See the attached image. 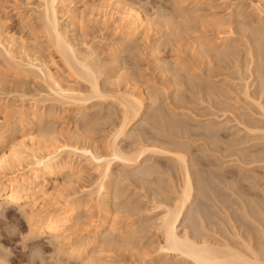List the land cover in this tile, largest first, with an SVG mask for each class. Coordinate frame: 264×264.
<instances>
[{"label": "bare ground", "instance_id": "obj_1", "mask_svg": "<svg viewBox=\"0 0 264 264\" xmlns=\"http://www.w3.org/2000/svg\"><path fill=\"white\" fill-rule=\"evenodd\" d=\"M18 1L32 12V17L27 14L21 20L30 27L31 36L27 40L25 35L17 37L9 31L7 19L1 16L4 6L0 0V73H10L12 80L28 79L33 73L42 80L46 94H29L23 85L15 87L22 103L27 96L30 103L24 99L20 110L13 108L16 113H11H18L13 124L6 121L12 116L8 115L11 110L7 112L13 107H9V98L4 103L1 100L5 98H0V111L7 116L0 122V204H11L4 213L11 227L17 225L20 208L33 232L58 241L57 253L66 263L105 264L106 252L139 249L144 254L139 255L138 264H264V0H221L218 5L223 7L214 0H172L173 8L159 9L155 19L154 13L144 12L136 0ZM94 12L117 15L112 23L121 21L123 26L108 46L107 62L100 58L97 46L84 42L88 34L83 22ZM113 28L118 32L119 27ZM140 41L147 42L146 49ZM146 50L152 72L162 76V89L151 86L141 71L138 58ZM166 52L170 54L165 56ZM129 64L135 70L131 71ZM4 82L1 78L0 84ZM122 82L125 89L120 87ZM45 101L51 104L38 106ZM189 101L204 103V109L213 113L222 111L220 115L224 113L228 122H234L230 123L232 128L237 126L244 136L234 138L237 134L233 131L231 137L227 134L231 129L224 128L227 125L197 121L201 112L193 114L196 109ZM106 105L110 112L103 114ZM59 110L79 115L74 133H68L69 126L65 133L66 127L58 131L54 125ZM105 118L113 121L101 140L94 137L93 130ZM19 129L21 140L15 137ZM222 129L234 138L230 140L234 146H245L231 145L234 154L240 152L237 157L238 153L231 154L239 161L232 170H222L224 163L219 162L221 170L211 166L209 172V161H214L215 169L221 164L215 166L216 158L210 160L215 155L209 158L204 152L223 142L219 141ZM198 138L206 141L198 144L202 145L197 150ZM253 139L263 142L250 144ZM203 144L206 149H202ZM200 150L203 154L196 152ZM82 159L93 164L99 175L96 196L86 199L75 189L61 195L57 192L62 187L60 179L67 184L74 181ZM50 182L57 185L60 194L57 197L56 193L53 201L49 198ZM128 182L134 185L133 192L145 190L143 197L152 203V209L144 211L140 201L130 203ZM234 194L237 197L233 198ZM91 204L105 216L91 223L90 235L80 233L75 239L83 224L79 212H89ZM214 206L220 208L216 213ZM235 206L242 210L237 214L240 218L233 215L239 211H230ZM217 212L222 220L235 216L238 222L241 218L245 221L240 227L233 218L237 225L230 221L227 228L234 226L235 233L224 237L232 232L228 228L222 238L219 234L226 228L224 222L221 225L225 228L216 233L219 227L211 230L217 225L212 218V214L219 216ZM121 213H126V218L118 217ZM249 219L257 223L259 231L250 227L253 223ZM210 221L215 225L210 226ZM39 244H32L21 258L29 262L32 250L41 249ZM150 254L155 256L146 260Z\"/></svg>", "mask_w": 264, "mask_h": 264}, {"label": "rangeland", "instance_id": "obj_2", "mask_svg": "<svg viewBox=\"0 0 264 264\" xmlns=\"http://www.w3.org/2000/svg\"><path fill=\"white\" fill-rule=\"evenodd\" d=\"M3 3V6L4 7H2L3 8V10L1 11V16H2V18L5 16V18L7 19V20H5V22H7L8 21V24H7V27H8V29H9V31L12 33V34H14L15 32V34H18L17 35V37H19V36H23V35H25V39H27V40H29L30 39V27L28 26V28L27 27H25V26H27L25 23H23L22 24V17H24V16H26L27 14L28 15H32L31 13L32 12H30V9L28 8V7H21V3L18 1V0H16V1H18V2H16L15 3V0H1ZM135 1V0H134ZM209 1H212V0H209ZM214 1H218V2H216L217 3V6L218 7H223L224 5H218V3L221 1V0H214ZM171 2V3H170ZM169 3V4H168ZM20 4V5H19ZM135 4H137V6H139V8H141V9H143L144 10V12H146L147 14H150V16L152 15V18H154V17H156V14L158 13V11H159V9H162V8H168V9H171V8H173V5H172V0H136L135 1ZM166 4V5H165ZM83 4L80 2V3H78V6L79 7H81ZM160 6V7H159ZM170 6V7H169ZM31 7H33V5H31ZM82 8V7H81ZM156 9H158V10H156ZM2 13H3V15H2ZM6 14V15H5ZM96 15V16H95ZM109 16L111 17V19H110V17H108V14H104L103 15V13L102 12H94L93 13V15H92V17L90 18L89 17V19H88V17H87V19L83 22V26H84V28H85V32L88 34H86L87 36H86V41H84L85 43H86V45H88L87 43H89V45H95V46H97V51L101 54L100 55V58H102V60H104V62H107L108 61V59H109V55H108V46L110 47V46H112L111 44L112 43H114L115 42V40L117 39V37H119V35H120V33H121V31H123L122 29H123V26H122V24H121V21L119 22H116V24L115 23H112V22H114V20H117V15H115V16H111L110 14H109ZM32 17V16H31ZM109 19H108V18ZM5 18H3V19H5ZM106 19V20H105ZM109 21H108V20ZM155 19V18H154ZM90 20H92V21H90ZM98 20V21H97ZM104 20V21H103ZM111 20H113V21H111ZM106 21V22H105ZM108 22V23H107ZM106 25H105V24ZM112 23V25H110ZM119 23H120V26L122 27H120L119 26ZM115 24V25H114ZM112 26V27H111ZM25 27V28H24ZM106 27V28H105ZM113 27H119L118 29H116L118 32H116V31H114V29L115 28H113ZM24 28V29H23ZM87 28V29H86ZM23 29V30H22ZM110 29H112V30H110ZM87 30V31H86ZM115 32V33H114ZM23 33V34H22ZM25 33V34H24ZM117 33V34H116ZM116 34V35H115ZM152 34H154V33H152ZM149 35L150 36V39L151 40H153V38H154V35ZM29 36V37H28ZM115 36V37H114ZM28 37V38H27ZM88 39V40H87ZM93 44H92V43ZM95 42V43H94ZM141 42V45H142V48H145L146 49V45H147V42H143V41H140ZM85 43L83 44L84 45V47H85ZM99 43H102V44H100L99 45ZM144 43H146V44H144ZM81 45H82V43H81ZM83 45H82V47H83ZM140 45V46H141ZM100 49V50H99ZM107 50V51H106ZM103 51V52H102ZM144 54V55H143ZM142 54V56L141 57H139L138 58V61H140V63H139V66H140V68H141V71H143L144 73H143V75L144 74H147V75H145L146 77V79L147 78H149L148 79V83L149 84H151V86L153 85V86H157L158 88H160V89H162V87H164V85L162 86V84H164L163 82V79H162V76L158 73H153L152 71H153V68H152V65L150 64L151 62H150V59L151 58H148V57H150L149 55H147L148 53H147V50L146 51H144V53ZM165 54V56H167V55H169L170 53H164ZM163 54V55H164ZM57 54L55 53V55L53 54V56L54 57H58V56H56ZM144 57V58H143ZM105 59H106V61H105ZM143 59V60H142ZM57 60V59H56ZM57 62H58V65L59 66H61L62 65V63H61V61L60 60H57ZM130 62H131V60H130ZM129 62V63H130ZM132 63H133V60H132ZM131 64V63H130ZM130 64H129V67H130ZM132 65V64H131ZM134 66V65H133ZM128 67V66H127ZM128 67V68H129ZM132 67H130V69H131ZM134 68V67H133ZM133 70H135V68L134 69H131V71H133ZM130 71V70H129ZM147 71V72H146ZM149 71H150V73H149ZM146 72V73H145ZM152 72V73H151ZM32 75H29V77H27L28 79H22V78H20V79H18V78H14L13 80L10 78L11 76H10V73H0V79L1 78H3V80L5 79L6 80V82H4L3 83V85L2 84H0V85H2V86H0L1 88H0V98H5V99H3L4 101H2L1 100V102L2 103H4L5 102V100H7L8 98H9V102H8V104H9V107H11V106H13L11 109L9 108L8 110H7V112H9L10 110V113L12 112V113H16V110L18 109V110H20L19 108L20 107H22L21 105H23L24 103H26L27 102V104L28 103H30L29 102V100H27V98H28V96H27V98L25 97V98H22L23 99V102L24 103H22V100L20 99V93H17V91H15V87H20V86H22L23 85V88H24V90L27 88V90H25V91H28V93L29 92H31L32 94H37V92H39V91H42V93H44V94H46L45 93V91L43 92V89L44 88H42V87H44L42 84H43V82H42V80H40V78H38L35 74H33V73H31ZM150 74V75H149ZM3 75V76H2ZM156 75V76H155ZM6 78H5V77ZM13 78V77H12ZM160 78V79H159ZM150 80V81H149ZM152 81V83H150ZM161 82V83H160ZM9 83V84H8ZM154 83V84H153ZM124 84H125V82H122L121 83V85L122 86H120V87H122V89H125V87H124ZM5 85V86H4ZM160 86V87H159ZM3 87H4V89H3ZM40 88V89H39ZM38 89V90H37ZM42 89V90H41ZM3 90V91H2ZM35 92H34V91ZM8 91L10 92V93H8ZM31 93H29V94H31ZM35 96V95H34ZM30 98H33L32 97V95H30L29 96ZM37 97V96H36ZM24 99L26 100V102L24 101ZM29 99V98H28ZM12 101V102H11ZM31 102H33L32 100H31ZM46 102V103H45ZM45 102H43V103H39L38 104V106L39 107H45L46 108V105L48 106L49 104H51V102L50 101H45ZM190 102V101H189ZM188 102V103H189ZM198 103V102H197ZM197 103H194V104H192L191 102L189 103V104H191V105H189V106H191L192 107V109H196V110H194L193 112H195V113H193V114H195L196 115V112H198V113H200V114H198V115H196L197 116V118H199V119H197V121H202V122H206V123H211V121H212V123L214 122V123H217L218 125L219 124H221L222 125V127H224V126H226V127H224L226 130H228L229 131V129H231V131H227L226 132V130L225 129H222V132H221V139H219V141L221 142V140L222 139H224V140H222L224 143L226 142V143H228V142H230V140H233L236 136H237V138H239V135H240V137H243L244 136V133H242L241 132V134H240V130H236V127L235 128H232V127H234V126H232L233 124H234V122L233 121H231V122H228L227 120V116H225L224 115V113H222V115H220V113L222 112V111H218V114L220 115H218L217 114V112L215 111V113H213L212 112V110H210V109H207V108H205L204 109V107H205V104L204 103H199V104H197ZM196 104V105H195ZM200 104H202V105H200ZM25 105V104H24ZM108 105V104H107ZM107 105L104 107V108H106L105 110H103L102 109V112H103V114H107L108 112H110L109 111V109H108V107H107ZM195 108H194V107ZM203 106V107H202ZM19 107V108H18ZM191 107H189L190 109H191ZM13 108H15V109H13ZM199 108V109H198ZM200 109H202L201 111H200ZM207 109V110H206ZM15 110V111H14ZM17 110V111H18ZM14 111V112H13ZM59 111H61V110H59ZM58 111V112H59ZM182 111V110H181ZM204 111V112H203ZM209 111H211L212 113H209L208 114V112ZM56 113V116L58 115V116H60V117H58V118H56V121H55V123H54V125L56 126V128L58 127H61V128H63L64 130H65V127H66V130L64 131L65 133H67L68 132V130H67V126H69L68 127V129H69V132L68 133H74V131H76L75 129V127H77L80 123V117H78L79 115H77L76 114V112H74V113H72L70 110H67V111H65V112H63V111H61V112H59V113ZM185 112H187V111H185ZM206 112H207V114H206ZM8 114L9 116L10 115H12V116H8L9 117V120H8V118H7V120H6V118L5 117H7V116H5V114H4V116H3V114L1 113V111H0V122H3V119L2 118H4V120H6L8 123H10V124H13L14 122H15V120L17 119L16 117L18 116V113L16 114V115H13L12 113L11 114ZM14 113V114H15ZM188 113V112H187ZM192 112H190L188 115H189V117H190V122H192V121H194V116L193 115H190ZM206 115H205V114ZM204 114V115H203ZM212 114H217V115H214V117L212 116ZM76 115H77V117H76ZM3 116V117H2ZM191 116H193V117H191ZM199 116V117H198ZM217 116V117H216ZM200 117H202V118H200ZM217 119H216V118ZM222 117V118H221ZM55 118H50V119H52V120H55ZM191 118H193L192 120H191ZM115 119V118H114ZM227 119V120H226ZM104 120V119H103ZM103 120H101L100 122H97L96 124H95V126L97 127V129H96V127L94 128V132H93V134H94V137L95 138H98V139H101L102 140V138H104L105 136L104 135H108L107 133H109V129L111 128V123H112V121H113V119L112 120H106V118H105V120L103 121ZM225 120V121H224ZM58 121V122H57ZM79 121V122H78ZM103 121V122H102ZM109 121V122H108ZM224 121V122H223ZM107 122H108V124H107ZM111 122V123H110ZM195 122H196V117H195ZM194 122V123H195ZM223 122V123H222ZM227 122H228V124H227ZM64 123V124H63ZM70 123V124H69ZM78 123V124H77ZM100 123V124H99ZM197 123V122H196ZM195 123V124H196ZM230 123H233V124H230ZM192 124V123H191ZM224 124V125H223ZM62 125H63V127H62ZM65 125V126H64ZM193 125V124H192ZM16 128H19V127H16ZM61 128H59L58 129V131L61 129ZM108 129V130H107ZM237 129H239V128H237ZM17 130V129H16ZM72 130V131H71ZM225 130V131H224ZM233 131H234V133H235V131H236V134L237 135H234L233 134ZM237 131L239 132V133H237ZM17 133H18V135H15V137L17 138L18 137V139L22 136V134H23V132H21V130L19 129V131H16ZM224 132V133H223ZM17 133H15V134H17ZM22 133V134H21ZM38 132H36V134H37ZM63 133V132H62ZM105 133V134H104ZM229 135V133H230V136L231 137H233L232 135H231V133L234 135V138H232L231 139V137L229 136L228 137V135ZM38 135V134H37ZM224 135H227V136H224ZM102 136V137H101ZM223 136V137H222ZM224 137H228V138H230L229 140H228V138H224ZM22 138V137H21ZM39 138H41V137H39ZM17 139V140H18ZM200 139V140H199ZM226 139H227V141H226ZM19 140H21V139H19ZM198 140L200 141H198L197 142V144L195 145V147L196 146H198V144H200V143H204L205 141H206V139H205V141H204V139H202V138H198ZM202 140V141H201ZM196 141H197V139H196ZM219 143V145L218 146H215V147H213V146H211V152H210V150L208 151V150H205L206 152H204V154H206L207 156L209 155V158H210V155H215V157L214 156H211V158H210V160L211 159H215L216 158V160L218 161V163L216 162V164L217 165H215V166H218L219 164H221V163H224V165L223 164H221V165H219L218 167H216V169L215 168H213L214 167V165L213 164H215L214 163V161H213V164H211V161H209L208 159V157H204V158H202V159H205V160H207V162H208V167H207V165H206V167H207V169L208 168H210V170H211V166H213L212 167V169H214V170H221V166L223 165L224 167H222V168H224V169H222V170H225V168H226V170H228L227 169V167L228 168H230L231 170L234 168V166H232V165H237L238 163H239V161L237 160V158H235V156H232L231 154H233V155H236L238 152L236 151V154H234V152H232L231 150H233V151H235V149L233 148V144L230 142V143H228V144H224V143ZM252 142V143H251ZM250 142V144H256V143H262L263 142V140H259V139H253L252 141ZM97 143V142H96ZM97 144H100V142L99 143H97ZM205 144V143H204ZM203 144V145H204ZM220 144H222V145H220ZM202 145V144H201ZM201 145H199V146H201ZM226 145H229V146H226ZM231 145H233V146H231ZM32 147H35V146H33V145H31ZM196 147L197 148V150L200 148V147ZM220 146H221V148H220ZM243 146H245V145H237V147H239V148H241V147H243ZM203 148L202 149H206V147H205V145L204 146H202ZM225 147H228L229 149H227V151L225 150ZM232 147V148H231ZM235 148H237L236 147V145L234 146ZM217 148H219V150H220V152L218 151V149ZM223 148V149H222ZM201 149V148H200ZM213 149H214V151H213ZM194 150H195V148H194ZM222 150H225V153L222 151ZM215 151L216 152H218V153H215ZM196 152H200V153H202V151L200 150V151H196ZM208 152V153H207ZM227 152V153H226ZM199 153V154H200ZM211 153V154H210ZM215 153V154H214ZM219 153H223L222 154V156H223V159H222V156H221V154L219 155ZM196 155H198V153H195ZM194 154V155H195ZM203 154V153H202ZM218 154V155H217ZM239 155H236V157L237 156H240V152L238 153ZM195 155V156H196ZM217 155V156H216ZM229 155V156H228ZM199 156V155H198ZM202 156V155H201ZM200 156V157H201ZM221 156V161H220V157ZM232 156V157H231ZM213 157V158H212ZM206 158H208V159H206ZM218 158H219V160H218ZM252 158V157H251ZM235 159L237 160V162L235 161ZM248 159H250V157L248 158ZM253 159V158H252ZM160 160L162 161V163H167L166 162V160L164 159V158H160ZM204 160V163H207L206 161ZM203 161V160H202ZM236 163H235V162ZM88 161H84L83 159H82V162L76 167V172L77 173H75V175L74 176H77L76 178L78 179H74V181H70L68 184L67 183H64V182H67V181H64V180H62V178H61V176H60V180L61 181H59L60 182V184L62 183V187L61 186H59L58 187V191L56 190V186H55V184H53V183H51L50 182V184L48 185L49 187H50V189H49V191L51 190V192H49L50 194V196L51 197H49V198H53L54 199V196H55V198H57V197H59V195L60 194H58V193H60L61 192V195H63V193H68V191L69 192H72V191H74L73 189H75V191L74 192H77V195L78 196H81V197H84V196H86V197H84V198H89L90 196H92V197H95L96 196V192H97V187H98V185H99V182L98 181H100V179H99V175H98V173L96 172V169L93 167V164H91V163H87ZM219 162H221V163H219ZM87 163V164H86ZM204 165V164H203ZM86 166V167H85ZM206 167H204L203 166V168H206ZM233 167V168H232ZM91 168H94V169H91ZM236 168V167H235ZM229 169V170H230ZM205 170V169H204ZM228 170V171H229ZM235 170V169H234ZM208 171H209V169H208ZM212 171V170H211ZM210 172V171H209ZM228 174V173H227ZM67 175H68V173H67ZM80 177H79V176ZM79 177V178H78ZM74 178V177H73ZM64 181V182H63ZM246 183V182H245ZM222 184V183H221ZM248 184V182L246 183V185ZM54 185V186H53ZM66 185V186H65ZM70 185V186H69ZM126 185H127V187L129 186V188H131V189H129V188H127L126 189V195L127 196H129L130 197V203H135V202H139L140 201V203H142V204H140V206L142 205V209L144 210V211H148V209H149V207L152 209V207H153V205H152V203H148L149 202V200L146 198V197H143L144 196V192H145V190H144V192L142 191V190H136V192H133V191H135V187H134V185H131V182L129 183H126ZM222 185H224V184H222ZM222 185H221V187H222ZM248 186V185H247ZM48 187V188H49ZM60 188V189H59ZM65 188H67V189H65ZM223 189H225L224 187H222ZM61 189H62V191H61ZM72 189V190H71ZM246 189H248V188H246ZM60 190V191H59ZM67 190V192H64V191H66ZM89 190L90 191H92L93 193L92 194H90V193H88L89 192ZM53 191H55V192H53ZM58 193H57V192ZM63 192V193H62ZM138 192V193H137ZM140 192V193H139ZM226 192L227 193H229L228 192V190H226ZM58 195H57V194ZM88 193V194H87ZM137 194L136 196H134L133 197V195H135V194ZM143 193V194H142ZM54 194V195H53ZM87 194V195H86ZM224 194H225V191H224ZM56 195H57V197H56ZM141 197H140V196ZM235 195V194H234ZM53 196V197H52ZM233 195H231V197H232ZM254 195H252V197H253ZM132 197V198H131ZM139 197V198H138ZM234 197H237L236 195L235 196H233V198ZM248 197L250 198V196H249V194H248ZM145 200H144V199ZM254 198V197H253ZM53 199H52V201H53ZM51 201V202H52ZM211 202V201H210ZM209 202V205L211 204V206H213L212 205V203H214V202H212V203H210ZM55 205H53V207H54ZM91 206H92V204H91ZM90 206V207H91ZM145 207V208H144ZM215 207V206H214ZM238 208V206H235V209H237ZM150 209V210H151ZM213 209V208H212ZM211 209V210H212ZM234 208L232 209V210H230L231 212H234V213H236L237 211H239V212H237L236 214H233V215H235V216H237V214L239 215V213H240V211H242V210H240V209H237L236 211H234L235 210ZM91 210V211H90ZM90 210H89V212H79L80 214H79V216H81V217H83L82 218V220H81V222H83V224H82V227L80 226V230L78 229V232H77V234L78 235H76V237H75V235H74V238L75 239H78L79 238V234L82 236L83 234L84 235H90L91 233V230H92V228H93V224H95V223H97V222H99L100 220H102V218L105 216V213L104 212H102V211H100L98 208H97V206H92V208H90ZM215 210H220V208L218 209V208H214V210H212L213 212L215 211ZM221 212V211H220ZM89 213V214H88ZM215 213H216V211H215ZM218 214H219V212H217ZM119 214V213H118ZM126 213H121L120 214V216L118 215V217H121L122 216V218L123 217H125L126 218V216H127V214L125 215ZM2 215V214H1ZM22 214L21 213H19V219L17 220V221H19V223L16 221V223H17V225L15 226V223H13L12 225H14L16 228H18V233L15 235V236H11L10 234L12 233V232H15V228L14 227H11V222L10 223H8L10 220L9 219H7L6 217H5V219H2V220H0V244H2V245H4V247H6V248H10L11 250H12V256L10 257V264H24L25 262H27V261H25L23 258H21V255H23V254H27V253H29L30 252V250H29V248H30V246L33 244H37L38 245V243H40L39 244V247H41V249H42V251H43V253L47 256V255H49V254H51L53 251H54V249L47 243V241L50 239L49 237H47L46 235H43V236H41L39 239H37V240H34V241H31V242H29L28 243V245H27V248H28V250L27 251H25L24 250V248L20 245V239H21V234H26L28 231H29V226H28V223L25 221V219H24V217L23 216H21ZM214 214H212V218H213V222H215L217 225H215V224H213L211 221H210V226H211V224H213V225H215V227H213V225H212V232H213V230L215 231L218 227V230H216L215 231V233L216 232H218L220 229H221V227L223 226V228H225L224 226L225 225H221V224H223V222H224V224H226V228L224 229V231L221 229L220 230V232H222V234L220 233H217V236H218V234H219V236H222V235H224L225 233L224 232H226V229H228V228H231V227H228L227 228V226H228V224L230 223V221L231 222H233V223H231V224H234L235 222H237L238 223V225H240V227L243 225V221H245V220H243L242 218H241V220L242 221H240V222H242V223H240V222H238L239 221V219L238 218H240V217H238V218H234L233 217V215H231L236 221L234 222V219L233 218H231L230 219V215L228 216L229 217V219H230V221L228 220V218L225 216V220L227 221V223L225 222V220L223 219L222 220V218L220 217V214H219V216H216V215H214ZM221 215H225V213H224V211H223V214H222V212H221ZM241 215V214H240ZM217 217V219L215 218L214 219V217ZM220 217V218H219ZM227 218V219H226ZM7 219V220H6ZM212 220V219H211ZM220 220V221H219ZM222 220V221H221ZM126 221H128V220H126ZM249 221H250V224H251V222L255 225V227L253 226V224H252V226H250L251 228H254V229H256V231L258 230V229H260V228H258L257 229V226H256V224L251 220V219H249ZM249 221H247L246 220V222L245 223H249ZM91 223H93V224H91ZM244 223V224H245ZM8 224H9V226H8ZM242 224V225H241ZM235 226L237 225V224H234ZM209 226V227H210ZM217 226V227H216ZM229 226H232V225H229ZM245 226V225H244ZM243 226V228H245ZM249 226V225H248ZM11 227V228H10ZM233 228H231V230H232V232H230L228 235H224V237H227V236H230V234L232 233V234H234L235 232H233V230H234V226H232ZM239 227V226H238ZM238 227H236L237 229H238ZM239 227V228H240ZM259 227V226H258ZM211 228V227H210ZM210 228H208V230H210ZM215 228V229H214ZM248 228V227H247ZM246 228V230H249V228L247 229ZM12 230V232H10ZM228 230H230V229H228ZM236 230V229H235ZM238 230H241V231H245V229H243L242 230V228H240V229H238ZM251 231H252V229H251ZM254 231V230H253ZM259 231V230H258ZM211 232V231H210ZM210 232H208L209 234H210ZM212 232H211V234H212ZM227 232H229V231H227ZM226 232V233H227ZM248 232H250V230L248 231ZM248 232H247V234H248ZM214 233V234H215ZM245 233V232H244ZM250 233H252V232H250ZM214 234H212V235H214ZM83 235V236H84ZM213 237H215L216 238V234H215V236H213ZM223 236H222V238H224ZM231 237H232V235H231ZM219 238V240H222L220 237H218ZM38 242V243H37ZM43 247V248H42ZM141 251L139 250V249H133V250H127V251H124V250H119V249H115V250H112V251H110V252H106V253H104V255H103V257H104V259H105V264H138L139 262V260L141 259L140 258V256H142L143 257V255H141V254H144V253H140ZM143 252V251H142ZM147 252V251H146ZM61 255V254H60ZM60 255L57 253V250H56V252L53 254V256L51 257V260H50V264H65L66 262H64V261H62L60 258ZM140 255V256H139ZM152 254H150L149 256H147L146 257V260H150L151 258H153L154 256H155V254H153L152 256H151ZM63 257V256H62ZM67 261V260H66ZM76 260H70L69 261V263L70 264H77V262H75ZM23 262V263H22ZM136 262V263H135ZM69 263H66V264H69ZM26 264V263H25ZM27 264H29V262H27Z\"/></svg>", "mask_w": 264, "mask_h": 264}, {"label": "clouds", "instance_id": "obj_3", "mask_svg": "<svg viewBox=\"0 0 264 264\" xmlns=\"http://www.w3.org/2000/svg\"><path fill=\"white\" fill-rule=\"evenodd\" d=\"M11 204H0V220L4 219V213L7 206ZM19 212L22 214L24 219L27 221L24 212L21 209H18ZM15 228V232H12L10 235L15 236L18 233V228ZM39 233L33 232L30 228L26 234H21L20 245L24 248L25 251L28 250L27 245L29 242L37 240L41 237ZM47 243L54 249V251L49 254L45 255L40 248H35L32 250L31 255L29 257V264H50L51 257L56 252L58 247V241L53 237L52 239L48 240ZM12 250L10 248L4 247V245L0 244V264H10V257L12 256Z\"/></svg>", "mask_w": 264, "mask_h": 264}]
</instances>
